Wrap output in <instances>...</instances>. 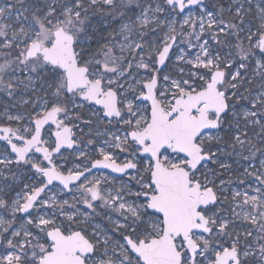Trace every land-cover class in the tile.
<instances>
[{"label": "snow or ice", "instance_id": "obj_1", "mask_svg": "<svg viewBox=\"0 0 264 264\" xmlns=\"http://www.w3.org/2000/svg\"><path fill=\"white\" fill-rule=\"evenodd\" d=\"M0 264H264V0H0Z\"/></svg>", "mask_w": 264, "mask_h": 264}]
</instances>
